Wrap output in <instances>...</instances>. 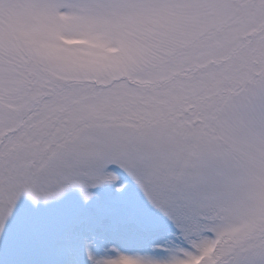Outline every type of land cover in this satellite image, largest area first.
Listing matches in <instances>:
<instances>
[{"label": "snow or ice", "instance_id": "6c2138e0", "mask_svg": "<svg viewBox=\"0 0 264 264\" xmlns=\"http://www.w3.org/2000/svg\"><path fill=\"white\" fill-rule=\"evenodd\" d=\"M0 264H264V0H0Z\"/></svg>", "mask_w": 264, "mask_h": 264}]
</instances>
